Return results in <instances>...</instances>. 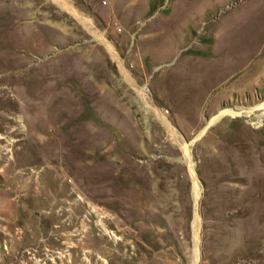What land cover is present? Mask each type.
Returning <instances> with one entry per match:
<instances>
[{
	"label": "rangeland",
	"instance_id": "1",
	"mask_svg": "<svg viewBox=\"0 0 264 264\" xmlns=\"http://www.w3.org/2000/svg\"><path fill=\"white\" fill-rule=\"evenodd\" d=\"M244 1L0 0V264H264V33L223 39ZM226 219L246 234L224 248Z\"/></svg>",
	"mask_w": 264,
	"mask_h": 264
},
{
	"label": "bare ground",
	"instance_id": "2",
	"mask_svg": "<svg viewBox=\"0 0 264 264\" xmlns=\"http://www.w3.org/2000/svg\"><path fill=\"white\" fill-rule=\"evenodd\" d=\"M231 16H228V19L226 21V24L223 25L224 26V29H223V33H224V37L223 39H225L226 42H228L229 44H237V45H241V44H245V43H248V40L250 41V37L251 36H254V35H257V34H260L261 32L264 33V10L263 8H260L259 9V6H258V3L256 2V0H246V2L244 1V3H242L241 5L237 6L235 9L231 10L230 14ZM226 18V16L224 17ZM218 22V21H217ZM216 23V22H215ZM220 23V22H219ZM224 24V22H223ZM222 25V24H221ZM220 25V26H221ZM212 27V26H211ZM222 27V26H221ZM91 29V28H90ZM212 29H214V31H218L217 30V24H213V27ZM220 33L222 32L221 30H219ZM218 31V32H219ZM217 32V33H218ZM219 35V34H218ZM221 36V35H220ZM99 37V36H98ZM222 41V40H221ZM218 42V41H217ZM225 42V43H226ZM221 42H219L220 44ZM223 43V42H222ZM221 43V45H222ZM107 45V43H106ZM217 45V43H216ZM107 49L109 51H111V53L113 52L110 45H107L106 46ZM245 47V46H244ZM251 47V46H250ZM219 49V48H218ZM254 49V48H252ZM256 49V48H255ZM263 51H264V47L262 48ZM257 50V49H256ZM263 51H260V53H263ZM218 54V56L216 57V60H217V63L215 66H210L209 70H208V77L209 78H213V77H220L222 74L224 75V73L227 72L228 69L231 68V66L229 65L228 63V60L227 58L229 57L230 55V46L228 45V48L225 46L223 47L222 49H220L218 52H216ZM215 53V54H216ZM264 54H262L263 56ZM261 56V54H260ZM215 60V59H214ZM213 60V61H214ZM240 63V62H239ZM204 66V65H202ZM201 66V67H202ZM42 82V81H41ZM199 83V82H197ZM47 86V85H46ZM49 89V87H48ZM41 90V89H40ZM60 91V90H59ZM58 91V92H59ZM62 91V89H61ZM57 93V92H56ZM66 93V92H65ZM40 94V93H39ZM50 94V93H49ZM54 94V92H53ZM59 94V93H57ZM68 94V93H67ZM46 95V94H45ZM61 95V94H59ZM65 95V94H64ZM49 99H51L50 96H48ZM62 97V96H61ZM67 97V96H65ZM64 97V98H65ZM38 99V98H37ZM42 99V98H41ZM54 99V97H53ZM36 100V99H35ZM40 100V99H39ZM46 100V99H45ZM60 100V99H59ZM38 101V100H37ZM50 101V100H49ZM53 101V100H52ZM64 102H67V101H64ZM69 102V101H68ZM47 104V102H46ZM66 104V103H65ZM64 104V105H65ZM41 105V104H40ZM55 105V104H53ZM68 105V103H67ZM59 106V105H58ZM66 106V105H65ZM46 107V106H44ZM63 107V106H61ZM65 108V107H63ZM62 108V109H63ZM53 109V108H52ZM57 109V108H56ZM55 109V110H56ZM221 109V108H220ZM60 110V109H59ZM53 111V110H51ZM58 111V110H57ZM55 111V112H57ZM61 113V111H59ZM63 112V111H62ZM64 113V112H63ZM225 113H228L230 115H233V114H237L238 112L231 109V108H228V107H225V108H222L221 110L218 111V113L216 115H214L208 122H206V125L211 121L213 120L214 118H217ZM65 114V113H64ZM53 115V114H52ZM51 115V117H52ZM53 118V117H52ZM65 119V118H64ZM66 119H68L66 117ZM52 120V119H51ZM64 121V120H63ZM66 121V120H65ZM205 125V126H206ZM56 142V141H55ZM55 148V147H54ZM53 148V149H54ZM53 154V153H52ZM56 155V153H55ZM103 161V160H102ZM154 164V163H153ZM100 165V164H99ZM144 166V165H143ZM142 166V167H143ZM124 167V166H123ZM141 167V168H142ZM190 167L192 168V164L190 165ZM120 169V168H119ZM138 171H139V168H138ZM137 171V172H138ZM151 172V171H150ZM116 173V172H115ZM152 173V172H151ZM118 174V173H116ZM116 174H113L111 172L108 171V164L106 161H103L102 164H101V168L99 170V187H100V190L102 193H104V191L107 189L109 190L108 192L110 193L109 195H111V198L113 200H117V196H121L124 198V195H121V190L120 189V186L117 185L116 181H115V178H116ZM150 174V173H149ZM147 175L145 174L146 176V182L143 183L142 187H141V192H140V198L142 197V202L144 205H146L147 207H155V206H158V207H161V203H162V197L164 196L163 194L165 193V187H164V182L161 181V176L157 170L156 174H150V175ZM136 177V176H135ZM134 177V178H135ZM245 177V176H244ZM248 177V176H247ZM133 178V179H134ZM141 178V177H140ZM258 181V180H256ZM253 184V186L255 187L256 191L251 194L249 197L251 200V203L252 201L255 203V205L258 207L260 206L259 205V202H260V198H261V193L259 191V189L257 190V186H258V182H251V185ZM247 186V185H246ZM232 187V186H231ZM130 189H135L134 186H130ZM137 189V188H136ZM135 189V191H136ZM241 189V188H240ZM129 190V189H128ZM131 190V191H132ZM238 190V188H237ZM242 190V189H241ZM134 191V190H133ZM134 191V193H135ZM236 191V190H235ZM138 192V191H137ZM136 192V193H137ZM196 193H194V197L196 196ZM133 195V194H132ZM199 195V194H198ZM165 197V196H164ZM126 198V197H125ZM122 199V198H120ZM172 199V198H171ZM197 199V198H196ZM127 200V199H126ZM134 199L131 198L129 199V204L130 205H135ZM166 200V199H163V201ZM120 201V200H119ZM118 201V202H119ZM122 201V200H121ZM170 201V200H169ZM168 202V201H167ZM123 203V201H122ZM170 203V202H169ZM119 204V203H117ZM168 204V203H167ZM127 205V204H126ZM125 205V206H126ZM124 206V205H123ZM148 207V208H149ZM167 207V206H166ZM165 207V208H166ZM125 208V207H124ZM127 208V207H126ZM129 209V208H128ZM127 209V210H128ZM147 209V208H146ZM153 209V208H152ZM151 209V210H152ZM145 210V208H144ZM149 210V211H151ZM163 210V209H162ZM237 210V209H236ZM256 211H258L257 209H255ZM232 211V210H231ZM163 212V211H162ZM166 212V211H165ZM122 213V212H121ZM254 213V212H253ZM257 213V212H256ZM158 214V213H157ZM262 216V214H261ZM260 213L259 214H256L255 216L253 215V225L250 223V225H252L254 228L255 226L257 227L258 223L260 222ZM199 217V215H198ZM250 218V217H249ZM247 217V219H249ZM252 218V217H251ZM251 220V219H250ZM249 220V222H250ZM196 221H197V212L196 210L194 209V218H193V228L196 232L197 230V226H196ZM230 221V222H229ZM225 222L227 223V226H225V229H223V232H222V236L219 235V238L220 239L218 242H216L215 245L217 244H222L221 247H229L231 246L234 242L237 243V239L239 238L240 241L243 240V238L245 237V230L243 228V232L239 235L236 230H230L231 229V226L236 224V222H241L242 223V220H238V219H232V220H225ZM244 222V221H243ZM246 222V221H245ZM248 223V221H247ZM248 225V224H247ZM230 226V227H229ZM240 226V225H239ZM245 226V224H244ZM242 227V226H241ZM252 227V228H253ZM258 228V227H257ZM234 229V227L232 228ZM241 229V228H239ZM222 230V228H221ZM247 230V229H246ZM257 230V229H255ZM252 232V231H251ZM157 233V232H156ZM218 234V233H216ZM221 234V233H220ZM237 240V241H236ZM215 242V241H213ZM212 242V243H213ZM213 245V244H212ZM219 245H218V248H219ZM214 247H217V246H214ZM217 250V249H216ZM224 250V249H223ZM196 258H197V250L196 248L194 249V253H193V261H192V264H195L196 262Z\"/></svg>",
	"mask_w": 264,
	"mask_h": 264
}]
</instances>
